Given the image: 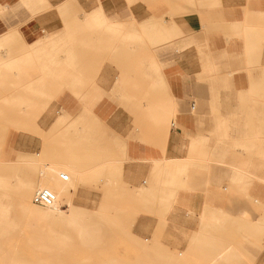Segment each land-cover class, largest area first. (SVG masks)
Here are the masks:
<instances>
[{
	"label": "rangeland",
	"instance_id": "obj_1",
	"mask_svg": "<svg viewBox=\"0 0 264 264\" xmlns=\"http://www.w3.org/2000/svg\"><path fill=\"white\" fill-rule=\"evenodd\" d=\"M106 4L42 3L33 14L42 20L41 37L27 42L31 37L17 27L0 35V264H191L209 255L192 248L250 243L251 234L264 244V222L250 219L264 218V201L249 196L246 183L226 185L240 192L236 210L229 205L196 215L177 207L179 192L201 188L196 177L203 164L264 166V124L258 123L264 108L247 109L257 122L247 126L248 140L235 139L231 110V119L212 126L208 137L181 146L206 156L128 159L107 138L94 106L107 94L118 104L136 101L137 78L98 75L107 64L133 63L117 58L142 53L145 99L165 101L157 58L173 50L174 40L152 14L139 30L117 22L124 18L107 13ZM27 51L32 61L20 59ZM123 111L136 128L137 109ZM222 112L215 107L210 116L223 120ZM166 127L169 132L171 120ZM43 188L54 192V203L34 202Z\"/></svg>",
	"mask_w": 264,
	"mask_h": 264
},
{
	"label": "crops",
	"instance_id": "obj_2",
	"mask_svg": "<svg viewBox=\"0 0 264 264\" xmlns=\"http://www.w3.org/2000/svg\"><path fill=\"white\" fill-rule=\"evenodd\" d=\"M53 1L58 0H0V35L17 27L26 30L31 37V41L24 37L27 42L41 37L37 34L44 31L42 20L33 14L39 11L42 3ZM104 7L107 13L124 18L117 21L123 26L137 24L131 27L139 30L146 28V18L152 14L156 22L170 30L174 40L173 50L157 58L166 79L165 101L145 99L147 65L142 53L132 54L133 58H117V61L133 63L107 64L104 73L98 75L116 80L119 76L137 78L136 82L132 80L133 86L137 84L136 101L124 100L118 104L107 94L94 106L105 123L107 138L116 144L115 149L123 147V155L135 162L206 156L205 150L192 153L181 146H190L194 140L208 137L212 126L231 119L228 115L231 110L234 114L231 123L237 127L235 139H249L247 126L257 122L247 115V109L264 108V100L252 101L256 98L254 94L264 93V84H261L264 76V0H136L132 4H127V0H107ZM129 90L128 87L126 91ZM64 101L68 106V101ZM215 107L223 110L221 115L226 116L223 120L210 116ZM124 108L137 109L136 128L127 122ZM147 109L154 111L147 112ZM151 119H157L158 123ZM262 119L258 123L264 124ZM169 120L172 128L167 132ZM212 155L219 157L220 154L216 151ZM200 172L203 175L196 177V182L202 183L201 188L179 192L177 207L196 215L211 208L225 210L229 205L236 210L242 205L240 192L237 187L228 190L226 185L238 183H246L247 194L264 201L262 165L203 164ZM240 173L256 178L238 176ZM211 180L216 184L207 185ZM250 219L261 221L259 225H263L264 218L258 214ZM250 236V243L197 247L201 250L192 248L194 252L209 255H201L202 260H193L191 264H264V244L254 243L252 234ZM220 253L228 255L214 261L215 255ZM187 264L190 263L187 261Z\"/></svg>",
	"mask_w": 264,
	"mask_h": 264
},
{
	"label": "built area",
	"instance_id": "obj_3",
	"mask_svg": "<svg viewBox=\"0 0 264 264\" xmlns=\"http://www.w3.org/2000/svg\"><path fill=\"white\" fill-rule=\"evenodd\" d=\"M67 176H64L66 178ZM56 200V196L54 192H52L50 189L43 188L40 189L34 197V202L36 204H43V205H50L54 203Z\"/></svg>",
	"mask_w": 264,
	"mask_h": 264
},
{
	"label": "bare ground",
	"instance_id": "obj_4",
	"mask_svg": "<svg viewBox=\"0 0 264 264\" xmlns=\"http://www.w3.org/2000/svg\"><path fill=\"white\" fill-rule=\"evenodd\" d=\"M20 59H23V60H26V62H29V61H32V56L30 55V53L27 51V52H24L22 55H21V58Z\"/></svg>",
	"mask_w": 264,
	"mask_h": 264
}]
</instances>
